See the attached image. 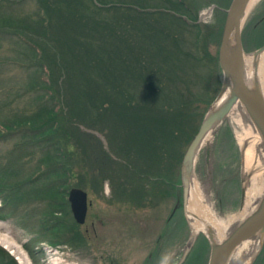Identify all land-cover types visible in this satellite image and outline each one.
<instances>
[{"label": "rangeland", "instance_id": "1", "mask_svg": "<svg viewBox=\"0 0 264 264\" xmlns=\"http://www.w3.org/2000/svg\"><path fill=\"white\" fill-rule=\"evenodd\" d=\"M158 1L123 0L124 3L131 4L134 9H144L142 12H135L134 9L128 11V14L133 18H147L148 16L144 12L147 13L149 10L158 11L157 18L160 17L162 14L160 12L164 8L161 4H154ZM184 1L191 8L190 11L184 12L181 9L182 15L174 18H197L196 23L204 27V41L206 40L211 45L213 53L218 54L221 31L232 0ZM262 2L259 1L257 6ZM13 3V7L0 10V31H4L7 27L4 23L22 22L34 17L41 7L37 1L33 0H21ZM147 3H153L155 6L147 5ZM3 6L4 4L1 5V7ZM105 6L99 18L104 15H113L117 11L114 8L111 9L110 5ZM257 6L249 12L242 31V38L245 37L242 39V45L246 53H253L264 45V23L258 20V11H255ZM169 10H164V14L160 18H170L171 11L180 14L177 10ZM114 18L116 17L114 16ZM73 27L75 33L67 32V35L72 38L75 35L80 37L81 27L79 25ZM188 37L191 38V34H188ZM81 40L83 41L82 38ZM15 42V40L4 38L0 34V118L6 117L2 118L4 120L22 116L19 115L20 111L29 108L30 94L24 97L22 95L23 88L30 85L33 78L37 79L39 72L35 67L36 64H33L31 69L23 64V60L27 58L23 59V55H21L22 59H20L17 48L22 49V46H16ZM43 61H47V59L44 58ZM181 79V81L176 80L178 83L175 84L185 87L188 79L190 83H193L194 88L201 87L198 79H189L187 76ZM216 84V79H211L209 90L213 92ZM156 115H162V118L166 116L162 112ZM101 122L100 126L102 127L106 121ZM124 123L120 128L115 122L116 128L104 126L101 130L90 129L87 125L82 124L79 129L82 136L91 137L92 142L96 144L84 145L86 147V151H84L83 144L79 145L71 139L70 142L74 141L73 143L77 145L72 144L73 147L69 155L71 158L68 162L75 163V166L72 165L73 171L70 172L67 179L63 175V168H59L60 164H64V161L44 163L46 166L40 168L39 163L48 152V149H43L44 143L33 145V148L29 147L30 149L22 155L20 151L16 150L19 148L17 142L22 135L20 131L11 132V134L7 132L5 137H0V170L13 165L23 172V176L21 174L18 179L25 180L15 184L11 181L8 183L0 177V221L6 222L9 234L21 244L32 264H207L211 247L207 234L200 232L196 238L194 235L192 237L193 230L190 219L182 208L177 210L172 220H168L172 210L176 208L178 198L182 199L183 158L192 140L183 137L184 133H182V135L180 134L181 138L175 140L172 138L173 142L169 143L167 148H163L164 146L160 142L158 149L155 150L154 147L157 144L154 140L155 137H152L154 134L149 132L151 140L154 141V149L141 142L142 138L147 139V133L142 136L139 134L138 140L127 147L134 150L135 157L138 154L141 159L142 156L148 158L142 164L143 161L138 163L132 157L123 159L118 151L110 145L109 137L112 135L108 132L110 130L114 132L118 140L125 139V137L132 140L127 132L130 128L128 124ZM198 123L199 121L196 122V124ZM197 129L196 125V132H198ZM196 132L191 134V137H194ZM258 138L264 154L262 136L260 135ZM162 139L160 137V140ZM208 144L211 146V153L207 160L205 150ZM208 144L202 147L198 155L192 184L197 183L209 189L212 206L221 216L238 213L243 207L246 188L256 183V181L253 183V178L259 177L263 173L264 158H261L258 150L260 162H257L254 154L251 161L253 165L249 171L247 170L244 147L239 145L228 116L214 130ZM100 150L107 152L111 163L104 161L105 156H102L103 159L96 157ZM122 151L126 153L125 149ZM86 153H91L89 165L84 162ZM28 155L29 158L21 160ZM17 158L19 165L13 164ZM126 160L132 161L138 168V172L145 168L148 172L150 171L149 177L147 174H143L148 180L145 182L140 180L135 170L128 169L127 172L124 168ZM53 167L60 174L56 172L53 175ZM247 174L250 175V182H247ZM52 178L63 182L61 185L69 189L81 187L88 192L89 208L85 223H78L79 228L69 224L72 227V232L80 233L77 237L76 235L54 236L55 232L52 228L54 221L50 218L49 213L59 218L66 217L70 223L71 221L68 216L70 215L68 207H62L61 211H56V213L52 211L56 207L47 208L48 201L43 200L44 197L51 196L53 193ZM1 181L5 184H1ZM189 243L190 245L187 246ZM0 247L10 255L16 264H21L16 256L11 254L1 243ZM186 252L188 253L185 255ZM250 264H264V244Z\"/></svg>", "mask_w": 264, "mask_h": 264}, {"label": "trees", "instance_id": "2", "mask_svg": "<svg viewBox=\"0 0 264 264\" xmlns=\"http://www.w3.org/2000/svg\"><path fill=\"white\" fill-rule=\"evenodd\" d=\"M18 1L21 0H0V10L13 7V2ZM33 1L41 6L34 17L22 22L4 23L7 27L0 31L4 38L15 40L16 46H22L17 51L20 59L21 55L23 59L27 58L23 64L30 69L36 64L34 66L39 71L37 79L33 78L30 85L23 88L24 97L30 94L29 108L20 111L19 115L22 116L16 118L4 120L2 118L6 117H1L0 137H5L7 132L20 131L22 135L16 150L22 155L33 145L44 143L43 149H48V152L39 163L40 168L47 163L64 161L59 168H63L65 179L73 171L72 165L75 166V163L68 162L71 148L77 145L73 142L83 146L96 144L91 137L82 136L79 130L82 124L90 129L101 130L104 126L116 128L115 122L120 128L125 122L131 129L127 127L133 141L128 137L118 140L114 132L106 128L112 134L109 137L110 145L123 159L132 157L138 163L143 161L142 164L148 158L142 156L141 159L138 154L135 157L134 150L127 147L138 140L139 134L142 136L147 133V139L142 138L141 142L152 148L154 141L151 138L155 137V150L160 142L163 148H167L173 142L172 138H181L182 133L187 139L194 138L191 134L196 132V125L198 131L219 94L223 74L218 54L213 53L211 45L204 41V27L196 23L197 18H174L182 15L181 9L190 11L184 0L155 2L161 4L164 10L180 12L171 11L170 18L162 19L160 17L164 10L158 18V11L154 10L144 12L147 18H133L128 11L134 7L123 0ZM154 4L147 3L151 6ZM105 5L117 11L99 18ZM144 8H147L146 5ZM134 10L142 12L144 9ZM74 25L81 27L80 37L83 41L76 35L73 38L67 35V32L75 33ZM188 34H191V38ZM44 58L47 61H43ZM184 76L198 79L201 87L194 88L188 79L185 87L176 85V80L181 81ZM211 79L217 82L213 92L209 90ZM161 112L166 116L162 118V115H156ZM101 121H106L102 127ZM149 132L154 136L150 138ZM160 137L163 139L160 140ZM71 139L74 141L70 142ZM84 149L86 151L85 146ZM121 149H125L126 153ZM90 154L86 153L85 164L89 165ZM102 156L106 158L104 161L111 163L106 151L100 150L96 154L99 159H103ZM29 157L25 156L21 160ZM126 161L123 165L127 172L128 169L135 170L140 180H148L150 171L145 168L138 172L132 161ZM15 163L19 165L18 158ZM4 169L0 170L2 180L15 184L25 181L18 179L21 174L23 176V172L13 165ZM56 172L59 173L53 167L52 174ZM143 174H147V177ZM1 184L5 183L1 181ZM61 184L63 182L52 178L53 193L42 198L48 201L47 208L56 207L52 210L54 212H60L62 207H68L70 211L68 216L71 223L66 217L59 218L49 213L54 221V236L77 237L79 232H72L69 225L80 226L73 217L68 200L70 189ZM0 264H16L1 247Z\"/></svg>", "mask_w": 264, "mask_h": 264}, {"label": "water", "instance_id": "3", "mask_svg": "<svg viewBox=\"0 0 264 264\" xmlns=\"http://www.w3.org/2000/svg\"><path fill=\"white\" fill-rule=\"evenodd\" d=\"M249 2L250 0H232L227 9L218 51L219 66L223 74L222 86L183 158L181 174L183 188L182 203L187 217L192 177L195 173L196 160L203 147L204 140L208 133L216 129L226 119L238 100L242 101L255 121L264 145V99L260 94H252L248 89L244 58L246 53L242 45V31L245 18L248 16ZM262 52H264V45L253 53L258 55ZM228 87L231 90L224 104L215 108L216 101ZM210 147V144H208L205 150L207 160L211 153ZM68 200L77 223H85L89 208L88 192L81 187H72L69 191ZM257 233L261 235L262 243L256 256L264 244V193L256 211L238 225L221 243H213L207 235L211 246L207 264H228L236 247L243 241L254 237Z\"/></svg>", "mask_w": 264, "mask_h": 264}, {"label": "bare ground", "instance_id": "4", "mask_svg": "<svg viewBox=\"0 0 264 264\" xmlns=\"http://www.w3.org/2000/svg\"><path fill=\"white\" fill-rule=\"evenodd\" d=\"M258 2L259 0H250L248 15ZM246 19L247 18H245V21ZM244 58L248 89L252 94H260L264 99V52L258 55L246 53ZM230 90L231 89L228 87V89L222 93L216 101L215 108L224 104ZM228 120L234 129L239 145L244 147V154L247 158V170L249 171L251 165H253L251 161L254 158V154L256 155L258 163L261 160L257 153L258 150L261 158H264L263 149L259 144L258 138L260 137V131L240 100H238L230 110ZM214 130L208 133L203 146L210 143ZM260 169L262 170V168ZM262 172L263 173L259 177H255L256 179L253 178V183L254 181H256V183L246 188V196L241 210L229 216H221L220 213L213 208L208 188L197 183L194 185L192 184L188 203V217L193 230L192 237L193 235L197 236L200 232H205L213 243H221L238 225L253 214L264 193V169ZM246 178L247 182L251 181L249 174L246 175ZM196 236L194 238H196ZM0 243L8 249L9 252L14 254L21 264H32L21 244L9 234V227L4 221H0ZM261 243L262 238L259 233L243 241L233 251L228 264H250L254 261ZM186 254L187 252L185 255Z\"/></svg>", "mask_w": 264, "mask_h": 264}, {"label": "flooded vegetation", "instance_id": "5", "mask_svg": "<svg viewBox=\"0 0 264 264\" xmlns=\"http://www.w3.org/2000/svg\"><path fill=\"white\" fill-rule=\"evenodd\" d=\"M260 2L261 1H263L259 6H257V8H256V10L255 11H258L257 12V14H258V16H259V18H258V20L261 22V23H264V0H259ZM259 3V2H258ZM257 3V4H258ZM255 6V7H256ZM254 7V8H255ZM253 11V10H252ZM243 38H245V37H243ZM242 38V39H243ZM183 199H181V197L180 198H178V200H177V203H176V205H175V209L174 210H172V212H171V214L169 215V218H168V220H172L173 218H174V216H175V214H176V212H177V210L180 208H182L183 209ZM188 253V252H187ZM161 254H162V251H161ZM162 256V255H161ZM155 262V261H154Z\"/></svg>", "mask_w": 264, "mask_h": 264}]
</instances>
